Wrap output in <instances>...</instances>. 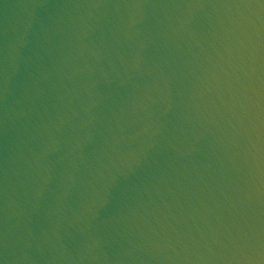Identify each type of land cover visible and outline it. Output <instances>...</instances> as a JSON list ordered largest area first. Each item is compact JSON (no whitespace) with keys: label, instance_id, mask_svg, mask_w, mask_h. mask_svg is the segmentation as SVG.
I'll use <instances>...</instances> for the list:
<instances>
[{"label":"water","instance_id":"95a60500","mask_svg":"<svg viewBox=\"0 0 264 264\" xmlns=\"http://www.w3.org/2000/svg\"><path fill=\"white\" fill-rule=\"evenodd\" d=\"M0 264H264V0H0Z\"/></svg>","mask_w":264,"mask_h":264}]
</instances>
